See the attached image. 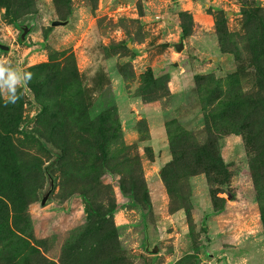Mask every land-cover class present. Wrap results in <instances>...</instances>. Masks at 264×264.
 Listing matches in <instances>:
<instances>
[{
	"label": "rangeland",
	"instance_id": "374dc122",
	"mask_svg": "<svg viewBox=\"0 0 264 264\" xmlns=\"http://www.w3.org/2000/svg\"><path fill=\"white\" fill-rule=\"evenodd\" d=\"M0 57V264H264V0H0Z\"/></svg>",
	"mask_w": 264,
	"mask_h": 264
},
{
	"label": "clouds",
	"instance_id": "9594fccd",
	"mask_svg": "<svg viewBox=\"0 0 264 264\" xmlns=\"http://www.w3.org/2000/svg\"><path fill=\"white\" fill-rule=\"evenodd\" d=\"M11 63L10 60L0 57V95L4 96L5 104H15L19 99L18 89L22 88L27 92V85L33 76L31 72L22 71L18 67L12 69L5 66Z\"/></svg>",
	"mask_w": 264,
	"mask_h": 264
},
{
	"label": "water",
	"instance_id": "95a60500",
	"mask_svg": "<svg viewBox=\"0 0 264 264\" xmlns=\"http://www.w3.org/2000/svg\"><path fill=\"white\" fill-rule=\"evenodd\" d=\"M67 23H68V22L54 21V22L52 23V26H54V27H56V26H64V25H67ZM31 28H32V26H31ZM31 28H29L28 26H25V27L23 28V32H22V34H21V41H24V40H25V38H26V36L29 34ZM2 47H3V46H2ZM175 48H176L177 52H180V53H181V52L184 50V44H183V42H181L180 44H177V45L175 46ZM3 49H7V47L4 46ZM44 203H45V200L43 201V204H44Z\"/></svg>",
	"mask_w": 264,
	"mask_h": 264
}]
</instances>
